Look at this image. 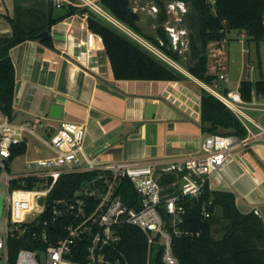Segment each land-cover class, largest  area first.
Masks as SVG:
<instances>
[{"label": "built area", "instance_id": "built-area-1", "mask_svg": "<svg viewBox=\"0 0 264 264\" xmlns=\"http://www.w3.org/2000/svg\"><path fill=\"white\" fill-rule=\"evenodd\" d=\"M50 1L57 8L69 5L92 10L163 62L177 67L174 59L161 48V40L158 45L135 32L103 7L101 0ZM129 3L131 10L138 7L133 3H139V9L150 17H157L159 13L154 0L145 3L129 0ZM164 9V29L171 37L168 47L179 54L189 46L182 39L189 31L184 22L188 3L167 0ZM94 39V32L90 33L87 38L90 47ZM218 78L228 80L222 72ZM211 92L234 112L246 134L239 137L207 133L199 153L165 165L144 159L102 160L98 153L85 148L82 124L60 119L58 127L42 138L37 135L35 122L15 123L0 108V264H178L169 227L177 235L189 232L179 228L184 211L181 198L200 195L212 172L233 154L264 139V124L248 113L250 109L264 112L261 95L253 93L250 100H245L238 87L227 93L214 88ZM29 136L38 138L47 147L48 155L30 160L26 173L13 174L9 170V164L16 157L13 148L21 143L27 146ZM83 172L89 175L68 198L49 197L63 174ZM163 176H172V179L163 184ZM124 180L133 186L138 207L123 200L120 190ZM203 214L207 216L208 212L203 209ZM128 225L145 236V255L140 262L131 261L125 252L122 233ZM15 241L28 246L12 253L11 242Z\"/></svg>", "mask_w": 264, "mask_h": 264}, {"label": "crops", "instance_id": "crops-1", "mask_svg": "<svg viewBox=\"0 0 264 264\" xmlns=\"http://www.w3.org/2000/svg\"><path fill=\"white\" fill-rule=\"evenodd\" d=\"M15 1L0 0V13L11 16ZM1 33H11L2 15ZM90 33L87 14L74 13L50 26L52 47L28 39L9 49L15 74L11 120L35 122L42 138L60 119L82 124L85 148L105 161L144 159L165 165L199 153L206 136L200 126L199 89L212 87L185 69L180 80L116 79L101 36L94 32L90 47ZM225 82L221 93L231 90ZM148 103L154 105L150 116ZM52 104L60 106L61 118L50 117ZM248 113L264 124L263 111ZM208 186L232 191L241 212L256 210L264 221V139L227 159L211 173Z\"/></svg>", "mask_w": 264, "mask_h": 264}, {"label": "trees", "instance_id": "trees-1", "mask_svg": "<svg viewBox=\"0 0 264 264\" xmlns=\"http://www.w3.org/2000/svg\"><path fill=\"white\" fill-rule=\"evenodd\" d=\"M167 0H154L159 6L156 29L163 40L161 48L171 58L178 53L168 47L166 31L162 23L166 19L164 3ZM193 3L201 21V38L204 49L209 41L220 42L226 30L241 29L248 40L258 42L264 38V0H183ZM114 17L124 22L135 32L145 36L159 45L158 39L144 35L129 11V0H101ZM60 10V13H54ZM74 13H87L90 30L101 36L109 58L113 75L116 79L143 80H180L185 75L174 66L144 49L135 40L118 30L108 21L88 8L63 5L57 8L52 1H15L13 14L5 15L11 25V33L0 35V108L11 118L14 96V65L9 49L24 40H38L52 47V39L39 38L38 34L49 31L56 21ZM189 56L194 60L187 71L212 87L218 78L216 71L208 66L206 53L202 55L195 36L189 32ZM213 88V87H212ZM238 90L245 100H250L253 93L264 98V77L254 81L243 78L239 81ZM200 92V126L203 132L235 134L239 137L246 134V129L234 112L215 94L201 87ZM228 92L227 89L224 91ZM26 144L21 143L13 148V156L24 153ZM88 172L63 174L52 191L50 198H68L80 184ZM172 176H163L161 182L166 184ZM121 187L123 200L131 206L138 207L137 194L129 182L124 180ZM184 207L182 222L179 228L188 230V234L177 235L171 232L172 250L178 264H264V221L255 210L241 212L235 204L232 191L212 190L208 183L196 197L181 198ZM203 209L208 212L204 216ZM219 213H216L218 212ZM161 213L167 220L164 208ZM220 232L214 237V232ZM123 244L128 258L140 262L145 255V236L134 226H126L122 233ZM13 243V246H12ZM28 246L23 242H11V252L17 248Z\"/></svg>", "mask_w": 264, "mask_h": 264}, {"label": "rangeland", "instance_id": "rangeland-1", "mask_svg": "<svg viewBox=\"0 0 264 264\" xmlns=\"http://www.w3.org/2000/svg\"><path fill=\"white\" fill-rule=\"evenodd\" d=\"M140 1L146 2V0ZM138 4L139 3H133V5H137L138 7L136 10H132L139 15L137 25L140 27L142 33L144 35L153 36L155 39H158V41L161 40L163 42L156 31L159 25V22L156 20L157 17H150L146 11L139 9L140 7ZM55 12L59 11L56 10ZM0 15L5 17L3 13H0ZM164 23L165 21L162 23L163 27ZM189 32L190 31L182 37L188 44L190 41ZM0 35L5 34L1 33ZM205 53L208 59L209 69L216 71L217 74L219 72L225 73L228 78L225 83L228 84L231 90L235 89L239 80L244 77L252 81L264 77V38L258 42L248 40L243 30L229 29L226 30L225 37L220 42L209 41L205 48ZM173 59L177 64L175 68L181 72H183V69L187 71V68L194 63V60L189 56V46L179 53L176 59ZM250 65H254L255 67L250 68ZM222 82L223 80L218 79L216 84L212 87L216 91L221 92ZM47 155V147L37 138L29 136L26 151L18 154L11 161L9 170L13 174L26 173L29 170L27 164L30 160L42 158ZM216 213H219V211ZM220 234V232L215 231L214 237H219Z\"/></svg>", "mask_w": 264, "mask_h": 264}, {"label": "water", "instance_id": "water-1", "mask_svg": "<svg viewBox=\"0 0 264 264\" xmlns=\"http://www.w3.org/2000/svg\"><path fill=\"white\" fill-rule=\"evenodd\" d=\"M129 14L134 20L137 21L139 19V15L135 11L130 10ZM184 22H185L187 29L191 33H193V35L195 36L196 43L199 45L201 53L203 55L205 53V49H204L202 38H201V21H200L198 11L195 8L193 3H188L187 15H186V19ZM182 24L183 22L179 23L180 26H182ZM47 36H48L47 30H44L38 34L39 38H44ZM166 37H167L168 43H171L170 35L166 34ZM153 108H154V105L151 103H148L147 111H146L147 116H150V114H152ZM49 115L52 118H61L60 106L57 104L50 105ZM40 200H42V198ZM1 208H2V205H1V198H0V213H1Z\"/></svg>", "mask_w": 264, "mask_h": 264}]
</instances>
